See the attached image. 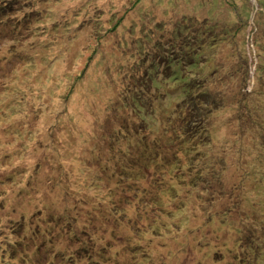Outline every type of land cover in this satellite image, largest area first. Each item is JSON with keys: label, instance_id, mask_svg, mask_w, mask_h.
Segmentation results:
<instances>
[{"label": "rangeland", "instance_id": "obj_1", "mask_svg": "<svg viewBox=\"0 0 264 264\" xmlns=\"http://www.w3.org/2000/svg\"><path fill=\"white\" fill-rule=\"evenodd\" d=\"M138 1L0 0V264H264V110L245 113L264 104V51L190 23L211 41L192 91L213 105L183 122L164 58L184 11L215 5ZM130 90L139 115L122 108ZM145 145L158 152L139 165ZM200 153L216 175L199 174Z\"/></svg>", "mask_w": 264, "mask_h": 264}, {"label": "trees", "instance_id": "obj_2", "mask_svg": "<svg viewBox=\"0 0 264 264\" xmlns=\"http://www.w3.org/2000/svg\"><path fill=\"white\" fill-rule=\"evenodd\" d=\"M239 1L240 2H238V0H211V3L214 4L215 6L207 7V4H206L204 7V10L202 11L200 16L197 14V10H194V8H193V10H191L190 12L184 11L185 14L182 15L180 18V20H182V22H181L182 25L181 24L177 25L178 27H176V29L182 31V35L185 34V35H187V37L182 44L179 43L178 41H176V44L178 46H180L181 48H183L184 52L187 53L188 57L190 58L189 59L190 62H188L186 69H188L190 71L191 75L190 74H183L182 71L180 70V68L177 69L178 64H177V62L174 63V61L172 59L174 54L176 53V51L181 52V49H179L176 46V44L174 46L173 52H172V50L167 52L164 59H165V63L169 67L172 68L170 70L169 75H168L166 84L169 85L173 82L174 87H176L178 84H181V85L177 86V87H179V90H181V93L178 95H186V97L184 99L176 102V105H178V103H179V110L182 112L181 113V119L184 120L183 122L188 123V122L192 121L190 119V117H194L192 115L195 112L198 113L199 115H208V112L211 111L210 106L213 105V102L208 100L209 94H207L205 90H203L201 92L198 91L196 93H193V91H192V89L196 86H198L199 89L202 88V86H199V83L200 84L202 83V81H201L202 78L196 77V76L194 77V75H195L194 69L196 68V66L198 64V56L201 54V49L200 50L197 49V48L201 47V44L199 46L198 40L200 42L203 40V42L207 46V48H208V46L211 45V41H209V44H208V42L205 41L203 39V37H201L202 35H200L199 32H197V29H194V31H193L194 33L191 36V33L189 32L190 31L189 29L191 28L189 26L190 23H192L195 26L197 21H201L200 17L205 18L206 24L209 21L210 27L212 29H214L217 34L219 32H221L222 34H228L231 32V34L233 35V38L235 36L237 37L238 35H242L243 37L252 36L253 37L251 39L252 40V42H251L252 47L253 48H256V47L259 48V46H260V49H262L264 51V22H263L264 0H254L255 3H253L252 0H239ZM144 4L147 5V0L138 1L136 6H138V9H140V8H143ZM252 4L253 5L257 4L260 8H257L256 10L253 11V9L251 8ZM251 16H252L251 21L247 22V19L250 18ZM191 20H193V22H190ZM206 24L204 25L205 30H207L208 32H213V30L211 28L208 29V27H206ZM131 25H132V27H135L134 23ZM172 27H174V26H172ZM180 28H182V29H180ZM187 29L189 30L188 33H184L187 31ZM174 30H175V28H174ZM172 33L173 32L171 31L170 34H172ZM214 36H216V34H214ZM211 40H213V38ZM255 50H257V49H255ZM175 55H177V54H175ZM244 55L245 54H240L241 57ZM260 66H264V60L262 58H260ZM201 73H203V72H201ZM170 80H172V81L169 83ZM193 81L197 82L198 84L192 83ZM156 86H157V83L152 81L151 87H156ZM253 87L254 86L250 87L249 92L258 93L259 91H257ZM130 93L133 95V100L128 101L127 99H124V104H123L122 108H128L131 111H133L136 115H139V111H138L139 105L141 104L140 108L141 107L143 108V104L146 101L144 99H141L139 97V95L135 93V90H130ZM260 94L264 98V90H262V93H260ZM178 95H176L175 97H177ZM168 96H172V95L168 94ZM199 96H201L200 98L204 102V103H202V104H204L202 106H204V107L206 106L208 109L206 113L202 112L203 110L199 105L201 102H197V100H200V98L197 99V97H199ZM228 96H232L235 98V101H233V103L238 102L237 94H232V95H228ZM248 96H250V95L246 94V97H248ZM205 97H206V99H204ZM211 100H214V98L212 97ZM239 104H240V107L248 108V105L246 104V98L239 100ZM187 108H189V109L186 110ZM249 109L250 110H247L245 113L258 114V117L260 118V116H261L260 112L262 110H264V104H261L260 106L255 107V108L249 107ZM184 110H186V111H184ZM192 112H194V113L190 114ZM200 120H203V118ZM116 128H119L118 125L115 126V129ZM193 132L194 131L192 130V131L188 132V134L193 133ZM144 148H145V150L142 151L139 155L140 161L137 162V164H139V165H141L142 162H145V161L149 162L152 159L153 155L158 152L156 145H145ZM206 155H207V153H205V157H204V153L203 154L200 153L199 157H194V158H199L201 161V165L199 166V174L205 172L207 175H209V174L216 175L218 172V168L217 167L215 168V164H216L215 162L213 164V169L208 172V168H207L208 162H207ZM173 160H175V158ZM219 161L220 160H218L217 162L219 163ZM174 163L178 164L177 161H169V164H171V165H173ZM221 163L223 164L222 160H221ZM127 164L131 165L132 161L127 162ZM178 165H181V164H178ZM225 166H230V165L226 164ZM169 169L172 170L171 167ZM222 169L225 170L224 167ZM176 171H177V169L174 170V172H176ZM176 176H178V175L176 174ZM206 180H208V179L206 178L205 181ZM162 186H163L165 192H168V193L172 192L173 186L170 183L166 182ZM227 192L228 191L226 190V188L221 187V189L219 190V194L217 196L223 197L222 194L227 193ZM212 195L216 196V192L213 191ZM176 197H178V196H176ZM176 197L173 199V202L176 200ZM87 201H89V200H87ZM223 212L227 213L226 211H223ZM113 216H115V215H113ZM155 218H156V216H155ZM212 218H211V220H213ZM108 220H110V218H108ZM149 221H150V219H149ZM155 222H156V224L158 223L157 218L155 219ZM221 222H222V220H221ZM224 222L225 221H223V224H224ZM107 223H109V222H107ZM107 223H103V225H106ZM100 232H101V230H100ZM118 233L120 235V232H118ZM189 233H190V231H189ZM192 233L193 232H191L190 234H192ZM158 240L163 241L164 242L163 246L167 248L166 240H164L163 238H159ZM183 241H185V240H181L180 244H182ZM238 242H239V239L237 238L236 243H238ZM176 243H179V241H176L174 243H169V245H171V248L173 249L172 246H174V244H176ZM241 243H239L238 245H240ZM183 247H185V245H183ZM179 249H181V248H179Z\"/></svg>", "mask_w": 264, "mask_h": 264}]
</instances>
